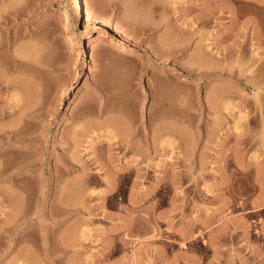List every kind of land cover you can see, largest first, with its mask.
Here are the masks:
<instances>
[{"label": "rangeland", "instance_id": "rangeland-1", "mask_svg": "<svg viewBox=\"0 0 264 264\" xmlns=\"http://www.w3.org/2000/svg\"><path fill=\"white\" fill-rule=\"evenodd\" d=\"M80 4L0 0V264H264V0Z\"/></svg>", "mask_w": 264, "mask_h": 264}, {"label": "bare ground", "instance_id": "bare-ground-1", "mask_svg": "<svg viewBox=\"0 0 264 264\" xmlns=\"http://www.w3.org/2000/svg\"><path fill=\"white\" fill-rule=\"evenodd\" d=\"M71 15H75V16H79L82 17L83 16V12H82V7L80 4V0H71V6L66 7L61 14V19L62 20H68L70 18ZM93 14L91 12H89L88 14L85 15L84 20L87 23H97L98 24V20L95 19V17H92ZM114 38V37H113ZM91 41V38L87 40V44L89 45ZM112 42H118L119 44H123V43H127L126 39L124 38V36H119L118 38H114L111 39Z\"/></svg>", "mask_w": 264, "mask_h": 264}, {"label": "crops", "instance_id": "crops-1", "mask_svg": "<svg viewBox=\"0 0 264 264\" xmlns=\"http://www.w3.org/2000/svg\"><path fill=\"white\" fill-rule=\"evenodd\" d=\"M92 14L93 17H95V19H97L101 24L106 23L109 20L105 10L100 11V9L96 8Z\"/></svg>", "mask_w": 264, "mask_h": 264}]
</instances>
